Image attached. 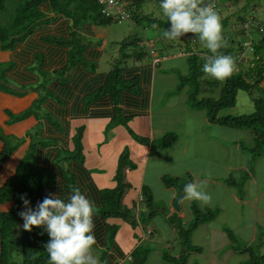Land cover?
<instances>
[{
  "label": "trees",
  "instance_id": "16d2710c",
  "mask_svg": "<svg viewBox=\"0 0 264 264\" xmlns=\"http://www.w3.org/2000/svg\"><path fill=\"white\" fill-rule=\"evenodd\" d=\"M127 3V9L130 13V19L136 26H142L143 31L154 30L157 33L152 37H139L138 35L131 39L130 42L122 43L121 52H123L122 59L107 73L100 74L96 80L92 83L102 84L104 79V85L100 91L87 101V105L96 102L99 98L109 97L116 109L117 116L112 117L109 129L120 124L127 127L129 118H123L118 108L123 93L136 91L140 94L139 85H149L153 76V72L165 59L169 56L181 54L187 59L189 63V74L186 76H180L178 79V86L176 90L181 92L186 87H189L186 91L188 94V101L191 108L198 111H204L210 123L214 125H220L224 128L231 130L251 129L253 132V144L249 148L252 158H261L264 156V36L263 26L256 27L254 25L255 18H248L245 8L240 12L238 23L242 28L236 35L235 27L233 25L229 29L228 20L229 17L223 18V46L218 50L219 53L224 55H231L236 62V71L231 77L226 78L224 85L221 88L218 99H199L201 92L200 77L205 75L202 71L201 60L208 55H212L206 48L204 42L197 40L192 42L191 36L189 38L185 35L176 40H169L164 36L165 30L170 27L167 18L163 16L160 9V0H153L151 5H148L150 0H119ZM212 0H203L204 4L210 3ZM227 4L224 10L231 9V6L238 5L241 0H222ZM145 4L151 7L145 8ZM151 8V12L148 9ZM153 8L156 10L159 8L158 16H155V12H152ZM149 12V13H146ZM222 18L223 7L218 12ZM160 15V16H159ZM58 18H65L71 24V39L64 40L60 37L50 38L45 37V42L53 44L55 47L49 49V55L62 58L60 64L64 61L66 50L69 49V65L66 69L56 74L59 82L62 83L59 88L51 92H47L49 96L45 101L49 106L47 109L52 112L51 109L54 106H58L60 109L67 107L68 100L71 98L73 89V83L70 85L71 78L68 73L72 69L79 66L83 61L89 66V70L96 72V62H87L83 57L84 47H80V40L77 37L78 29L85 23L97 24L101 26H110L115 23L112 17H107L102 14V7L98 0H0V47L3 50L16 49L18 44H24L28 41L29 37L41 34L43 27L48 24L56 22ZM153 25L157 27L153 28ZM246 25L249 28H246ZM254 25V26H253ZM60 26L58 35L63 36L62 28ZM242 29V30H241ZM255 30L260 36L255 38L251 30ZM249 30V31H248ZM19 35L20 37L15 40H10L11 36ZM249 38H252V50L248 53L247 58L239 59V54L244 50L243 43ZM245 37L243 42L239 41ZM154 44V50L157 53V57L160 62L153 64V56H151V48L144 44V42L151 41ZM142 43V44H141ZM22 49L19 53V57L15 58L16 63H25L27 65H36L38 61L44 62V55L34 54L37 50L38 44L30 45ZM126 50H131V53H126ZM204 53L206 56H201L198 53ZM16 54V51H15ZM56 57V58H57ZM137 58V59H136ZM59 59V58H58ZM133 59L141 62H145L143 65L137 66L136 64H129ZM19 61V62H17ZM34 61V62H33ZM36 61V62H35ZM57 62V61H56ZM59 62V61H58ZM36 63V64H35ZM52 64V63H51ZM64 64V63H63ZM83 64V63H82ZM39 65V64H38ZM4 67V66H3ZM0 65V72L1 68ZM35 68L30 67L28 71L34 72ZM28 75V72H27ZM22 77V80H30L29 77ZM78 77L77 80H80ZM130 79V80H129ZM91 83V84H92ZM94 84V85H96ZM89 83L85 88L89 87ZM1 89V87H0ZM39 90V86L37 87ZM57 91V92H56ZM239 91H257L258 95L253 99L255 104V111L250 115L235 116L225 113L236 106L237 95ZM135 96L138 102H141L143 106H148V95ZM49 97L51 98V102ZM61 97V98H60ZM139 98V99H138ZM55 114V113H54ZM48 113L47 121L51 125L49 127V133L55 135H65L64 116L62 112L59 114ZM62 115V118L61 116ZM28 117V116H27ZM22 119L21 117L15 118V121ZM258 129L254 131L253 129ZM1 128V127H0ZM107 130V131H108ZM83 129L76 132L72 138L73 149L66 150L65 144L60 142V139L47 138L45 145L43 143L35 144L31 143L29 151L25 157L19 163L14 176L0 188V206L7 205L9 203L14 204L13 208L7 213H0V264H49V256L45 250V245L49 241L48 234L42 228L33 227L32 231H26L23 228L24 221L19 215L23 211L24 205L21 200V196L26 194L27 198L31 201V207L35 208L36 205L42 201L48 188L55 184L59 176L69 185V188L78 187V177L85 178V156L83 154ZM141 143L147 144L149 141L146 139L137 138ZM0 141L5 146L0 154V163L7 161L11 155L16 151L15 146L11 139L8 138L3 131L0 130ZM176 141V136L171 138L166 135L161 140V145L164 148L171 147ZM37 145L40 151H35L34 146ZM47 149L46 154H43ZM34 152V153H33ZM249 154V153H248ZM247 154V155H248ZM249 156V155H248ZM43 158V159H42ZM64 163L68 164L66 170ZM73 165V168H72ZM134 168V165L130 162L126 152H123L119 158L117 167V173L115 176L116 187L111 190H103L99 192L101 207L98 213L102 219L107 220L111 218H120L131 224L137 226L141 224L143 219L141 214L146 213V220H153L158 211L154 207V199L149 187L143 188L142 191V205L144 204L145 211L138 210L137 207L133 210L128 209L123 204V199L129 188V183L126 180L127 169ZM235 185V181L230 178L227 181ZM163 184L166 187H173L177 184V180L171 177H163ZM79 188V187H78ZM94 195L95 192H92ZM216 217L215 211L202 210L196 205L192 207V217L188 222L179 218L177 215L167 219L168 224L176 230L177 239L182 243L184 248L177 255H173L170 252L163 254V259L172 264H189V258L194 252H201V249L192 246L191 233L195 231L199 226L207 224L213 221ZM144 220V221H146ZM22 224V225H21ZM110 234L108 237V245L105 250L108 252L113 249L114 237L117 231L116 227L109 228ZM103 237L99 234V243H102ZM7 242L13 243L14 249L7 247ZM142 244V243H141ZM171 246V245H170ZM169 246V248H170ZM237 247V242H235ZM239 253H246L248 260L244 264H263L264 256L254 257L250 253V249H240L236 251ZM110 253V252H109ZM150 251L144 246L139 245L132 253L131 264H147ZM250 257V258H249ZM102 264H119L114 263V259L110 257V254H104L101 258Z\"/></svg>",
  "mask_w": 264,
  "mask_h": 264
},
{
  "label": "crops",
  "instance_id": "0c3cea01",
  "mask_svg": "<svg viewBox=\"0 0 264 264\" xmlns=\"http://www.w3.org/2000/svg\"><path fill=\"white\" fill-rule=\"evenodd\" d=\"M56 20L57 21L52 24L50 23L42 26L43 30L41 34L29 37L26 43L18 44L15 50H3L0 47V65L3 67L9 64L6 68V80H2V75L0 73V87L3 86L5 88L0 89V127L3 130V133L11 139L12 143L13 141L17 142L25 140L24 143L17 147L16 151L7 161L0 163V188L14 176L19 163L31 147L32 142L29 132L33 128H36L39 124V120L33 114L26 119H18L15 121V118L23 116L33 108V105L39 98V90H37V87L40 86L41 83V79L36 73V70H34V72L28 71L30 67L35 68L39 62L37 64L35 63L36 65L30 66L25 63H16L15 58L19 57L18 55L21 50L29 46L28 44L35 45V43H37V50L34 51V54L37 55L41 53L44 55L45 59L41 64V68L44 72H47L50 75V78L48 79L49 83L46 87L47 92H51L55 90V88H59L62 83L59 82L56 74L63 69H66L69 65V49L66 50L64 61L60 64L62 58L57 56V58H52V55H49V49L55 46L52 43L49 44L48 42H45V37H60L64 40H70L72 37V24L65 18H58ZM62 25H64L61 27L64 35L59 36L58 32L60 26ZM115 32L110 26H101L90 23H85L80 29H78L79 35L77 37L84 47L83 57L87 62H96L97 69L96 72L89 70V66L83 61V64L81 63L68 73V76L71 78L70 85L73 83V89L71 90V98L68 100L67 107L65 108L66 112L64 113V109L62 110L58 106H54V108L51 109L52 112H49L47 107L50 103L48 105L44 103L48 113H52L56 116L55 114L58 115L59 112H62L65 118L63 123L66 137L63 134L60 135V133H55V135L50 134L48 129L51 125L47 120L44 121L43 136L46 139H60V142L65 144L66 150H72V138L75 136L77 131L83 129L84 134L82 146L83 154L85 156V178L81 179L78 177L77 186L91 201L94 202L96 206L94 222L97 245L94 247L105 250L108 245V237L110 234L109 228L113 226L117 228L114 237L113 249H110L109 254L110 257L114 259V263L118 262L120 264L131 260L132 253L141 243L145 242L147 238L151 237V239H153L156 237L155 231L150 225L144 223V221H142L141 224L139 223L137 226H132L120 218L104 220L98 213H96L101 207L99 192L114 189L117 185L115 176L117 173L119 157L123 154V152H126L130 162L134 165V168L127 169L126 171V180L129 183V188L123 199L124 206L130 210L137 207L138 210H142L143 212L145 210L144 204L142 205V201L139 199L140 196H142L143 188L149 187L156 205V210L158 211L155 218L161 220L166 227L170 226L167 219L175 215L186 222L191 220L193 205H195V203H200L197 200L187 199L186 194L183 191V196L179 203L180 211H177L173 204L178 195V191L175 186L166 187L163 184V177L168 176L174 178L177 180V183H181L186 180L195 182L201 185L202 191L213 195H218L217 192H228L232 202H238V196L233 193L234 190L232 188L229 190L226 186H224L223 182H225L230 176V172L231 174L233 173L234 169H236V171L246 170L249 164V157L247 156L243 165L238 162H230V166L228 168L229 176L225 175L227 178L224 179L204 175V173L210 169V166L216 165V163L211 161V159H199L201 153L207 155V152H205L204 149L201 153L193 152L192 157L194 160L192 159V161L178 159V157L181 156L180 151H182V156H186L188 152V143L184 146L180 144L179 135L176 132L178 127L184 129V132L188 131L187 133H190L191 136L189 139L191 140L189 142L191 143H194L193 137L199 141V135L203 136V134H206L203 137V142L207 140L210 144L213 143L212 145L214 146L216 143L214 140L216 136L210 137L211 135L209 133H205V129L208 128V125H211V123L204 112V116L201 118V120H203L200 122L201 124H198V122L193 124L194 122L192 121L187 122L185 117L186 112L181 111L175 113L174 108L177 107V104L169 102L170 100L168 99V96L170 95L174 97L173 95L177 88V86L175 87L173 85L172 78L174 81V74H176L175 71L180 68V65H182V63H179L176 60L184 57L181 54L167 57L163 62L165 66L162 68L163 63L158 66V68H162L158 74H156V70L153 72L149 85H139L141 96L148 95L149 97L148 106H143L141 102H138V100L136 101L137 98L135 96L140 95L136 91L123 93L118 108L123 118L130 119L127 123L128 128L118 124L111 128L112 130L108 132L107 130L111 123V119L112 117H116L118 112L114 108L111 98L105 96L89 105H87V101L94 97L105 83L104 79H101V81H103L102 84L94 83L96 84L94 85L92 82L97 78H100V74L102 75V73L108 72H100L101 63L107 56H109V52H107L108 44L110 41H112L111 43H116V48L119 50L121 44L120 42L123 41L122 36H119L118 39L112 38V33ZM144 35L148 36L145 32L143 33V36ZM198 54L206 56L205 52H199ZM136 59L131 60L129 64H136L137 66H140L148 62V60L145 62L143 60L138 62ZM167 64H169V66H167ZM11 65H13V67L10 69L9 67ZM20 74H22V77H26L27 75L30 80H22L20 78L21 76H19ZM179 76L181 75L179 74ZM78 77H81V79L77 80ZM88 83L90 84L89 87L85 88ZM171 89L173 90L172 92ZM156 92L160 93L157 101H155L154 98ZM184 97L186 98L185 95ZM49 99L50 101L48 102L53 100H51L50 97ZM184 101L186 102V99ZM185 102L182 104L183 109L186 108ZM192 113L191 115L194 116ZM177 114L178 116H176ZM60 116L62 118V115ZM180 116L182 120L180 119L179 121ZM197 118L195 117L196 121ZM214 126L217 127V125ZM225 131L227 132L228 130ZM167 133H175L176 140L178 141H175L171 147L164 148L161 145V140ZM187 133L183 136H187ZM249 135L253 136V132H250ZM137 138L146 139L149 142L147 144H143ZM216 139L218 140L220 138L216 137ZM4 146L5 144L0 141V154L4 149ZM224 147L229 150L236 148L237 151L242 149V145L234 146L232 143L229 144V146L223 145L222 148ZM37 150L41 152L43 149L38 147ZM46 152L47 149L44 150L43 154H46ZM240 154L242 155V151H240ZM231 177L232 176H230V178ZM263 191L264 190H261L259 192ZM46 192L55 193L61 195L64 199H67L71 193V189L61 175L58 177L55 184L48 188ZM92 192H95V194L92 195ZM48 195L49 194L47 193L44 197ZM220 196L225 197L226 195L223 193V195ZM157 197L161 198L164 205L163 207L160 204H156ZM253 200L257 201V196L253 197ZM244 202L245 201L243 200L241 201L242 206L244 205ZM248 202L250 201H246L245 203ZM13 206L14 204L12 203L1 205L0 213L9 212ZM207 209L210 208L205 205V210ZM259 212L263 214V220L261 221L259 219L261 222L251 221L250 219L244 221L243 218L236 215L234 218L237 220L240 219V221L238 223L235 222L234 225L236 226L239 223L242 224L244 221L245 225L247 223L246 228L249 231L253 230L256 233L261 226L264 228V213L261 209H259ZM211 222H209V224ZM171 228L169 232L168 227L166 236H162L163 238L167 237L168 239L167 244L163 245L167 248L170 246L172 241H175L178 237L176 230ZM262 233L264 238V231ZM99 234L103 237V240L101 241L102 243L98 242ZM210 237L211 232L209 230V234L205 239L204 244L209 241L208 239H210ZM255 239L254 235L253 240ZM193 246L202 249L200 243L195 242V245ZM157 252L160 253L159 261H163L162 252L160 250ZM241 255L245 256L247 254L243 253Z\"/></svg>",
  "mask_w": 264,
  "mask_h": 264
},
{
  "label": "rangeland",
  "instance_id": "374dc122",
  "mask_svg": "<svg viewBox=\"0 0 264 264\" xmlns=\"http://www.w3.org/2000/svg\"><path fill=\"white\" fill-rule=\"evenodd\" d=\"M151 2L148 3V5H151L153 0H150ZM153 4V3H152ZM145 4V8L151 7ZM227 4L223 2V18L229 17L228 20V27H232L233 25H236L235 33L236 35L240 32V24L238 23V16L240 15V12L245 8L248 18H255L254 25L256 27H259L260 25L263 26L264 29V0H241L238 5H235L234 7L231 6V9L224 10V7H226ZM149 12H151V8L148 9ZM159 8L156 10L153 8L152 12H155V16H158ZM146 12V13H149ZM160 16V15H159ZM164 16V15H163ZM165 17V16H164ZM253 25V26H254ZM113 31L115 33H112V38L118 39V37L122 36L123 41L120 43H128L131 41L132 38L135 37V35H139V37H145L143 36V27L142 26H135L132 22V19L122 21L121 23L115 22L112 25ZM242 30V29H241ZM253 36L255 38H258L260 35L255 32V30H251L253 32ZM124 33V34H123ZM145 33L148 35V37H152L157 35L154 30L150 29L148 31H145ZM264 36V32L262 33ZM192 34L188 33L186 36L189 38ZM245 37H242L241 39H238L239 41L243 42ZM152 41V40H151ZM110 43L108 44V50L107 52L109 56H107L104 61L100 65V72L102 71H110L115 65L120 66L118 64V60L120 61L123 56V52H121V48L119 47V50L116 48V43ZM142 44V43H141ZM144 44H147V42H144ZM122 47V45H120ZM80 47H83V45L80 42ZM125 51V50H124ZM126 53H131V50H126ZM155 54L156 51L154 50ZM107 60V61H106ZM179 63H182L180 65V68L176 70V74H174V81L172 78V83L176 87L178 86V79L179 74L181 76H186L189 74V63L187 62V59L185 57L176 59ZM39 65L35 66L36 73L39 75L41 79V83L39 86V98L33 105V108L25 113L23 116H20L22 119H26L27 116H31L32 114L39 120V124L36 126V128H33L29 132V136L31 137V142L35 144H46L47 139L43 136V130H44V121L47 120L48 117V111L45 108V101L47 99L48 93H47V85H48V79L50 78V75L47 72H44L41 68L42 62L38 61ZM205 60H201L199 64L201 63V66H203V63ZM9 64L1 68V75L2 80L7 79V73L6 68ZM108 65V66H107ZM164 63L162 64L163 68ZM169 66V64H167ZM13 65H11L9 68L11 69ZM162 68H156V74L162 69ZM201 82V92L199 94V99H218L220 95V91L222 86L224 85V80H216L208 75H203L200 77ZM2 89H5L3 86ZM189 87H186L184 90L179 92L176 90L174 92V97L168 96V99L170 100V103L177 104V107H175V113L178 112H186V120L187 122H194L193 124H201L200 122L203 121L201 118L204 116V111H198L196 109L191 108L188 101V94L186 93L187 89ZM173 90L171 89V92ZM160 93H155V101L159 99ZM186 96V98L184 97ZM258 92L257 91H239L237 95L236 100V106L230 110L225 111V113L240 116V115H250L255 111V104L253 99L257 97ZM186 99V102L184 101ZM183 102L186 103V108H182ZM192 110V111H191ZM194 112V113H192ZM191 113L197 118V121L194 116L191 115ZM204 114H206L204 112ZM178 116V114L176 115ZM188 117V119H187ZM181 119V116L179 117V121ZM182 120V119H181ZM178 121V123H179ZM182 122V121H181ZM177 123V122H176ZM172 125V124H171ZM173 127V125H172ZM218 128V130H217ZM258 128L255 127L253 130L256 131ZM1 132L3 131L2 128H0ZM112 129H109L111 131ZM225 130H228L227 132ZM215 131V133H214ZM177 134L179 135L180 144L183 146L188 143V152L186 156H182V151H180V155L178 157L179 160L185 159L186 161H192L193 152H200L204 149L206 154H200V158L205 159H211V161L215 162V166H210L209 170H207L204 175H208L210 177H216L219 179L227 178L226 176H229V163L230 162H238L239 164H242L245 162L247 156L249 157V164L248 168L246 170L242 171H236V169L233 170V173L230 176L235 181V185L227 181L230 180V176L227 178L225 182H223L224 186H226L229 190L232 188L234 190L233 193H235L238 196V202H232L231 197L229 196L228 192H217L218 195L209 194L211 197V202L204 203L202 201H199L200 204L195 203L199 208H201L203 211L206 207H209L210 211L216 212V217L210 224L207 225H201L199 226L195 231H193L191 234V244L192 246L196 243H200L202 246L200 254L197 252L192 253V255L189 258V264H244L245 261L248 260V255H241L243 253H239L238 250L240 249H250L251 255H254V257H261L264 256V238L262 236V232L264 231V228L261 226L256 233L251 230L249 231L246 228V225L244 224L245 220L250 219L251 221H262L263 220V214L259 212V209L262 210L264 213V191L259 192L261 190H264V156L261 158L257 157H250L252 156L249 152V148L253 144V136L249 135L251 132V129H242V130H231V129H225L223 126L217 125L214 126V124L211 123V125H208V128L205 129V133H209L211 136H216L220 139H216L215 137V146L212 145L213 143H209L207 140L203 142V137L206 134H203V136L199 135V141L193 137V142H189L190 133L184 132V129L178 127ZM188 134L187 136H183L184 134ZM214 133V134H213ZM166 135H169L171 138H173V135L175 133H167ZM165 135V136H166ZM164 136V138H165ZM178 141V140H176ZM25 140L21 141H13V144L15 146H19L22 143H24ZM213 142V141H212ZM223 143V144H222ZM233 144L234 146H240L242 145V155L240 154V151H237L236 148L234 149H226L225 147L222 148L223 145ZM38 146H34V150H37ZM229 150V151H227ZM34 153V152H33ZM249 153V154H248ZM248 154V155H247ZM120 158V157H119ZM194 160V159H193ZM213 165V164H212ZM218 171H217V169ZM226 175V176H225ZM168 177V176H167ZM189 179V178H188ZM189 180H186L184 182H187ZM190 182V181H189ZM182 183V182H181ZM178 184V183H177ZM176 185V184H175ZM223 193L226 195H223ZM257 196V201L253 200V197ZM263 196V197H262ZM262 197V198H261ZM250 201L248 203L244 202V205L242 206L241 201ZM155 203V202H154ZM156 204H160L162 207L164 206L162 203L161 198H156ZM156 205H154L155 207ZM25 210V209H24ZM23 210V211H24ZM145 211V210H144ZM206 211V210H205ZM236 215H239L241 218H243L242 224H237L236 226L234 223H238L240 221L235 219L234 217ZM146 213L141 214V219L143 221L147 219ZM260 219V220H259ZM152 221V222H151ZM146 220L144 223L150 225L152 229L155 231L156 237L151 239V237L147 238L145 242L140 244L141 246H144L147 248L149 253V262L147 264H172L168 262L167 260L159 261V254L157 251L162 252V257L164 253L170 252L173 255H177L180 253V251L184 248V246L181 245V241L179 239L173 240L170 244V248L168 246L165 247L163 245L167 244V237L163 238L162 236H166L168 227L170 232V226L166 227L164 223H162L161 220L158 218H154L153 220ZM260 221V222H261ZM190 222V221H189ZM22 225V224H21ZM172 229V228H171ZM209 230L211 232V237L208 239L205 244V239L207 238L209 234ZM261 232V234H260ZM260 234V235H258ZM255 235V240H253V237ZM151 239V240H150ZM155 239V240H154ZM235 242H237V247L235 246ZM7 247H11L14 249L13 243L7 242ZM237 248L236 252H233ZM233 252L232 254H230ZM93 254L99 259L100 264H102L101 258H103L104 254H109L107 250L104 249H98L96 247H93ZM230 254V255H229ZM250 258V257H249ZM120 264H131V262L126 261L124 263ZM264 264V263H263Z\"/></svg>",
  "mask_w": 264,
  "mask_h": 264
},
{
  "label": "clouds",
  "instance_id": "9594fccd",
  "mask_svg": "<svg viewBox=\"0 0 264 264\" xmlns=\"http://www.w3.org/2000/svg\"><path fill=\"white\" fill-rule=\"evenodd\" d=\"M221 3L223 5L222 0ZM159 6L170 25L164 32L167 39L195 34L196 40L204 42L212 54L204 58L202 71L216 80L231 77L236 71V62L233 56L218 52L223 46V23L214 3L160 0ZM184 192L189 200L211 202V197L195 182L188 183ZM21 200L25 208L19 213L24 221L23 228L26 231H32L33 227L42 228L49 236L45 245L49 264H100L93 254V247L97 245L96 206L80 188L74 187L67 199L49 193L35 208L31 207L26 194Z\"/></svg>",
  "mask_w": 264,
  "mask_h": 264
},
{
  "label": "built area",
  "instance_id": "2783aa9c",
  "mask_svg": "<svg viewBox=\"0 0 264 264\" xmlns=\"http://www.w3.org/2000/svg\"><path fill=\"white\" fill-rule=\"evenodd\" d=\"M99 4L102 7V14H104L107 17H112L115 21L114 22H118L121 23L122 21L125 20H130V13L127 9V3L124 1H119V0H98ZM210 3H214L215 8L218 12H220L222 10V3L221 0H212ZM246 28L248 29L249 26L246 25ZM249 31V30H248ZM247 41L245 43H243L244 46V50L240 52L239 54V59H243V58H247L248 53L252 50L251 44L252 38H249L247 36ZM191 40L192 42H196V37L195 34L191 36ZM147 46H149V48H151V56H153V64H157L160 62V59L157 57V54H155L154 52V44L152 41H148V43L146 44ZM140 201H142V196H140Z\"/></svg>",
  "mask_w": 264,
  "mask_h": 264
},
{
  "label": "water",
  "instance_id": "95a60500",
  "mask_svg": "<svg viewBox=\"0 0 264 264\" xmlns=\"http://www.w3.org/2000/svg\"><path fill=\"white\" fill-rule=\"evenodd\" d=\"M19 37H20L19 35H14V36H11V37H10V40H15V39H18ZM64 165H65V168H66V170H67V168H68V164L65 163ZM188 183H189V181H187V182H182V183H178V184L175 185V187H176V189H177V191H178V195H177V197H176V199H175L173 205H174V208H175L177 211H180V205H179V203H180V200H181V198H182V196H183L184 188H185V186H186Z\"/></svg>",
  "mask_w": 264,
  "mask_h": 264
}]
</instances>
